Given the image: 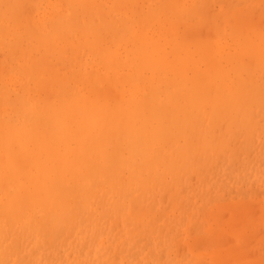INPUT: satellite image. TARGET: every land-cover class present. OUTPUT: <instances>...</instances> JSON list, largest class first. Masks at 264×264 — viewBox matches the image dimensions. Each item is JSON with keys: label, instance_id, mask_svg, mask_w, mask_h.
<instances>
[{"label": "bare ground", "instance_id": "obj_1", "mask_svg": "<svg viewBox=\"0 0 264 264\" xmlns=\"http://www.w3.org/2000/svg\"><path fill=\"white\" fill-rule=\"evenodd\" d=\"M261 119L264 0H0V264H188L189 206ZM253 208L193 263L264 264Z\"/></svg>", "mask_w": 264, "mask_h": 264}, {"label": "rangeland", "instance_id": "obj_2", "mask_svg": "<svg viewBox=\"0 0 264 264\" xmlns=\"http://www.w3.org/2000/svg\"><path fill=\"white\" fill-rule=\"evenodd\" d=\"M216 9H218V6L216 7ZM263 119V118H262ZM262 119L259 121V125H262V123L264 122V121H262ZM262 136V137H261ZM247 139H248V141H247ZM253 139H255V140H253ZM253 139H250L249 137H244L243 138V140L245 141H243L242 143H241V141H240V143L239 142H237V146H240V147H242V148H240V149H238V153L236 154V156H238V157H236V159H238L239 158V160H234V162L232 161L231 163L230 162H228L227 164H226V166L224 167V168H222V162H220L219 163V167H220V170H219V172H218V174L216 175V176H214V179H212L211 177H212V175L209 177V179H207V181H206V184H204V187L205 188H208V190L210 191V194L208 195V200L207 201H205L204 199H200L198 196L196 197V198H194L195 200H196V202L197 203H195V205L194 206H189L190 207V210L191 211H193L192 210V208L194 209V211H193V215H192V217H191V219L189 220L187 217H184V219H183V221H182V229H185V225H188V224H190V227L192 228V231L194 230V229H196V231H195V233H194V235H193V232L189 229L188 230V233H182L181 232V234L179 235V236H177L176 238H175V240H179V238H183L186 234V237H188V236H190V233H191V236L190 237H188L187 238V241H190V242H187V243H193V242H196V241H193L195 238L198 240V242L199 241H201V244H200V242H199V244H198V242H196L195 244L196 245H200V246H198L199 248H198V250H197V247H196V245H194L195 246V248H196V250H195V248H194V246L192 245V247L194 248V250H192V252H190V250L188 249V246H187V244H186V242H185V239H183V240H181V241H179L178 243H179V245H180V247H178V248H180V249H182V247H184L185 248V250L183 249V250H181V251H185L184 252V254H183V261L184 262H188V264L189 263H192V264H194L193 263V261H192V258H193V256H195V258H198L199 259V257H202L201 258V262H199V263H202L203 261L202 260H204V262L203 263H205L206 261V263H208V262H211L212 261V257L211 256H213V254H215V253H210V254H208V252H212L213 250L214 251H216L215 249H217L219 246H215V244L213 243V241L215 240V236L214 235H216V239L217 240H215L214 242H216V243H218L219 241V243H221V244H223L224 246L223 247H230V245H233V244H230V242L229 241H231L232 243H233V241H234V238H233V236L232 235H230L231 233L228 231V226L227 227H225L226 226V224L228 225V223L231 225V223L232 222H234V223H236V222H240L241 223V221H243V220H241L240 221V215L243 213V215H244V212L246 211V210H243L244 212H240V210H241V208L242 209H244V207H245V205H246V207L247 206H249L250 207V209H251V207H255V208H263L264 207V205H262V203L264 204V132L262 133V134H260L258 137H255V138H253ZM255 141V142H254ZM248 142H251L250 144L248 143ZM258 144V145H257ZM262 144V145H261ZM251 145V147H250V149L253 151L252 152V154H251V151H250V149H249V146ZM257 145V146H256ZM244 146V147H243ZM254 147H255V149H254ZM261 147V148H260ZM243 149V150H242ZM248 150H249V153H250V157H249V154H247L248 153ZM246 153H244V152ZM240 152V153H239ZM241 154V155H240ZM240 156V157H239ZM245 156V157H244ZM244 157V158H243ZM247 157V158H246ZM242 158V159H241ZM252 158H253V160H252ZM249 159V161H247ZM245 160H246V162H245ZM251 160V161H250ZM236 161V162H235ZM241 161H242V163H241ZM234 163H236V165L234 164ZM237 163H239V164H237ZM249 163V164H248ZM254 163V164H253ZM230 164V165H229ZM234 164V165H233ZM238 166V167H237ZM236 167V168H235ZM242 167H243V169H242ZM248 167V168H247ZM235 169V170H234ZM230 170H232V171H230ZM223 179V180H222ZM251 184H254V185H251ZM254 186V187H253ZM203 188V187H202ZM252 189V190H251ZM249 190V191H248ZM255 190H257V191H255ZM194 191H195V193H197V195H201V186H198L197 184H195L194 185ZM233 191V192H232ZM238 191L240 192V193H238ZM255 191V192H254ZM259 191H261L260 192V195L258 196L257 195V193H259ZM251 193H253L252 194V196H251ZM225 194V195H224ZM244 195H245V198H244ZM247 195V196H246ZM234 196H235V198H234ZM241 196V197H240ZM257 198H256V197ZM233 197V198H232ZM259 197H260V199H259ZM241 198V199H240ZM246 199V200H244V199ZM254 198H255V202L253 203V201H254ZM220 199V200H219ZM221 199H223L224 200V203H223V200H221ZM227 199V200H226ZM237 199H239V200H237ZM251 201H250V200ZM256 199H259V201L258 202H256ZM218 200V201H217ZM232 200V201H231ZM262 202H261V201ZM231 201V202H230ZM237 201V203L236 204H243L244 205V202H246L245 203V205L243 206H241V208L238 210V208H237V206H236V204H235V202ZM217 202L219 203V204H221V203H223V204H227V202L229 203H231V204H235V205H232V206H234V208H231L230 206H228V207H230L229 208V211H228V214L227 213H225L226 215H225V217H226V220H224L225 222H223V223H221V225L220 224H218V222H220L221 220L220 219H218V221L217 220H212L211 218H213V216H212V213H213V210H215V211H217V209H218V213H217V216H215L216 214H215V212H214V218L215 217H219L220 216V213L222 212V211H226L227 210V208H226V206H225V209L223 208V206L221 205L220 207L221 208H214L213 206L215 205H217ZM221 202V203H220ZM242 202V203H241ZM202 203H204L203 205H205V207L202 205ZM229 203V204H230ZM249 203H251V205H249ZM213 204V205H212ZM218 204V205H219ZM228 204V205H229ZM240 204H239V206H240ZM262 205V206H260V205ZM203 206V208H201V209H198V208H200V207H202ZM257 205H258V207H257ZM197 206H198V208H197ZM200 206V207H199ZM236 206V207H235ZM260 206V207H259ZM206 208V209H205ZM237 209V211H236V209ZM255 208H253L254 209V212H256V210H257V212L254 214V215H252L253 217H255V216H257L256 214L257 213H259L258 211H259V209H255ZM220 209H223V210H221L220 212H219V210ZM233 209L235 210V213H233L232 214V212H234L233 211ZM253 209L251 210V213H254V212H252L253 211ZM204 211H205V214H204ZM210 211H212V213H210ZM239 211V212H238ZM247 211H248V209H247ZM246 211V212H247ZM263 211V213H264V210H262L261 209V212ZM207 212V213H206ZM224 212H222L223 214H224ZM227 212V211H226ZM249 212V211H248ZM200 213V214H199ZM201 213H202V215H201ZM221 213V214H222ZM241 213V214H240ZM195 214V215H194ZM219 214V215H218ZM223 214L221 215L222 216V218H224L223 217ZM261 214V213H260ZM259 214V216H257V218L255 217L253 220L256 222H253V227H252V229H255V230H258L259 231V233H258V231H255V233H253V231H252V229L250 230V228H248L247 226H245L247 229H249V230H247L246 229V234H244V235H246L247 236V238H245L244 237V235H242V236H235V242H239V240L240 241H242L241 243H246V240H247V244L245 245V246H248V254H251V253H253V245L251 246V245H249L250 243H251V241L252 242H255V240H257L258 239V241L261 243V241L263 242V245H261V246H263L264 247V216L262 217L261 215ZM198 215H199V217H198ZM205 215H206V218H205ZM209 215V216H208ZM212 217H211V216ZM234 215V216H233ZM238 215V221H237V217H235V216H237ZM220 216V217H221ZM263 218H261V217ZM209 217H211L210 218V220H209ZM219 217V218H220ZM229 217H232V218H234V219H230ZM260 217V218H259ZM167 218V217H166ZM208 219V220H207ZM230 219V220H229ZM236 219V220H235ZM260 219V220H259ZM220 220V221H219ZM234 220V221H233ZM209 221V222H208ZM231 221V222H230ZM258 221H260V223L258 222ZM262 221V222H261ZM204 222H205V224H204ZM208 222V223H207ZM215 222L217 223V225H219V227L216 229L215 228V230H213V226H214V224H215ZM240 223H238L239 225H240ZM194 224V225H193ZM202 225V227H201V225ZM259 226H261V227H258L257 225ZM212 225V226H211ZM216 225V224H215ZM235 225V224H234ZM233 225V226H234ZM238 225V226H239ZM193 226H194V228H193ZM233 226L231 227V226H229V228H232L233 229ZM237 226V227H238ZM241 226H242V224H241ZM257 227V228H255V227ZM204 227V228H203ZM222 227V228H221ZM234 227H236V226H234ZM201 228V229H200ZM210 230H209V229ZM225 228V229H224ZM240 228V227H239ZM238 228V229H239ZM263 228V229H262ZM199 229H200V232H199ZM212 229V230H211ZM225 231H224V230ZM223 230V231H222ZM231 230V229H230ZM191 231V232H190ZM209 231V232H208ZM222 231V232H221ZM250 233H249V232ZM261 231V232H260ZM212 232V233H211ZM221 232V233H220ZM223 232H225L224 233V236H226V234H228V232L230 233L229 234V236L227 235L226 237H224L223 236ZM235 232V231H234ZM197 233V234H196ZM209 233H210V235H209ZM232 233H233V231H232ZM252 233L254 234V235H252ZM257 233V234H256ZM205 236H204V235ZM217 234H218V236H217ZM222 234V235H221ZM235 234V233H234ZM233 234V235H234ZM259 234V235H258ZM263 234V236H261V235ZM199 235V237H201V236H203L202 237V239L201 238H199V237H197ZM236 235V234H235ZM248 235H250V237H248ZM254 237V238H251L252 236ZM210 236H211V238H210ZM257 236H261L262 238L261 239H259V237H257ZM205 237H207V238H209V239H212L213 237V241L212 240H210L211 241V245H212V243L214 244V245H212L210 248L209 247H207L206 248V250H204L205 252H207V253H203L204 251L203 250H201V249H203L204 247H205V245H208V243L206 244L205 243V245H204V242L205 241H203L204 239H205ZM221 237H224L223 239H221V240H219V238H221ZM228 237V239H226ZM243 237V238H242ZM257 239H256V238ZM194 238V239H193ZM207 238H206V242H207ZM231 238V239H230ZM195 239V240H196ZM208 239V240H209ZM225 239H226V241H225ZM239 239V240H238ZM244 239V240H243ZM263 239V240H262ZM228 241V242H227ZM258 241H256V242H258ZM203 242V243H202ZM234 242V243H235ZM181 243V244H180ZM183 243H184V245H183ZM226 243H229L228 245L226 244ZM262 244V243H261ZM182 245V246H181ZM204 245V247L203 248H201L200 249V247H202ZM209 246H210V242H209ZM215 246V247H214ZM192 248V249H193ZM209 248V249H208ZM246 248V247H245ZM213 249V250H212ZM243 249H244V245H243ZM210 250V251H209ZM245 250V249H244ZM199 251H202V252H199ZM217 251H219V249L217 250ZM217 251H216V253H217ZM243 252V251H242ZM245 252L247 253V248H246V250H245ZM244 252V253H245ZM196 253H197V255H196ZM193 254V255H192ZM199 254V255H198ZM201 254V255H200ZM189 255V256H188ZM205 255V256H204ZM191 256V257H190ZM210 257H211V259H210ZM218 257H219V255H218ZM191 258V259H190ZM207 260H206V259ZM189 260H191V261H189ZM219 262L221 263L222 261L220 260V258H219ZM219 263V264H220ZM223 263V262H222Z\"/></svg>", "mask_w": 264, "mask_h": 264}]
</instances>
